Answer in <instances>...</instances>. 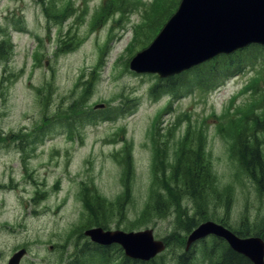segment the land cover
I'll list each match as a JSON object with an SVG mask.
<instances>
[{"label": "rangeland", "instance_id": "1", "mask_svg": "<svg viewBox=\"0 0 264 264\" xmlns=\"http://www.w3.org/2000/svg\"><path fill=\"white\" fill-rule=\"evenodd\" d=\"M108 2L51 0L46 14V0H0V43L8 49L0 56V183L15 188L13 195L0 189V264L19 248L29 251L22 264H65V251L77 252L96 223L152 228L172 240L155 264H178L174 245L186 239V216L234 228L263 221L264 198L239 157V134L228 133L248 113L264 120V47L217 57L170 81L136 74L127 61L149 47L179 0ZM115 30L123 37L113 46ZM250 81L257 85L243 92ZM99 103L103 111L94 110ZM244 125L252 122L237 124ZM186 138L195 150L202 140L208 163L198 200L182 190L188 180L193 192L188 165L177 163ZM256 138L264 158V134ZM175 166L183 174L179 194L170 196ZM97 197L102 207L87 211L84 199ZM121 253L110 250L113 258ZM195 255L186 264L211 263L202 246Z\"/></svg>", "mask_w": 264, "mask_h": 264}, {"label": "water", "instance_id": "2", "mask_svg": "<svg viewBox=\"0 0 264 264\" xmlns=\"http://www.w3.org/2000/svg\"><path fill=\"white\" fill-rule=\"evenodd\" d=\"M250 43L264 44V0H181L156 40L133 59L131 67L165 77ZM209 234L226 239L234 250L263 264V245L258 239L240 240L211 221L193 231L188 245ZM86 235L100 244L119 243L134 259L149 260L165 247L154 240L152 230L126 233L95 228Z\"/></svg>", "mask_w": 264, "mask_h": 264}, {"label": "trees", "instance_id": "3", "mask_svg": "<svg viewBox=\"0 0 264 264\" xmlns=\"http://www.w3.org/2000/svg\"><path fill=\"white\" fill-rule=\"evenodd\" d=\"M258 141V139H256ZM246 149L243 151V155L245 160L247 161V167L248 170L251 172L252 176L256 179V182L259 185L260 192L264 194V158L262 156V150L260 148V142H256L255 145L253 146H244ZM250 149V156L249 158L247 157V149ZM180 172L177 170L175 174V179L179 180ZM192 183H191V189L193 190V194L197 192V189H193V183H195L194 179L191 178ZM186 181V186H187ZM190 188V187H189ZM178 201V200H177ZM180 203V201H178ZM102 207V205H101ZM159 211V207H158ZM163 212V210H161ZM160 211V213H161ZM183 222L187 224L186 228H188V231L190 230L191 226L195 224L194 218L192 217H187L186 219H183ZM197 224V222H196ZM217 264H242L240 261L237 260L236 254L232 251L225 252L221 257L220 260L217 262ZM245 264V263H244Z\"/></svg>", "mask_w": 264, "mask_h": 264}, {"label": "flooded vegetation", "instance_id": "4", "mask_svg": "<svg viewBox=\"0 0 264 264\" xmlns=\"http://www.w3.org/2000/svg\"><path fill=\"white\" fill-rule=\"evenodd\" d=\"M247 236V235H246ZM262 236V235H261ZM263 237V236H262ZM264 238V237H263ZM242 258V257H241ZM243 259V258H242Z\"/></svg>", "mask_w": 264, "mask_h": 264}, {"label": "bare ground", "instance_id": "5", "mask_svg": "<svg viewBox=\"0 0 264 264\" xmlns=\"http://www.w3.org/2000/svg\"><path fill=\"white\" fill-rule=\"evenodd\" d=\"M4 189H5V187H4Z\"/></svg>", "mask_w": 264, "mask_h": 264}]
</instances>
